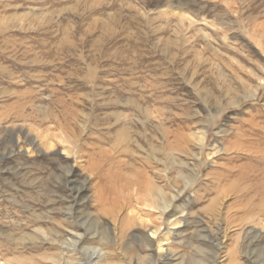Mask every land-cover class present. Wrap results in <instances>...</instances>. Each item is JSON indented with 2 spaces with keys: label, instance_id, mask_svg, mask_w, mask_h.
Returning a JSON list of instances; mask_svg holds the SVG:
<instances>
[{
  "label": "rangeland",
  "instance_id": "1",
  "mask_svg": "<svg viewBox=\"0 0 264 264\" xmlns=\"http://www.w3.org/2000/svg\"><path fill=\"white\" fill-rule=\"evenodd\" d=\"M130 209L172 264H264V0H0V264H150Z\"/></svg>",
  "mask_w": 264,
  "mask_h": 264
},
{
  "label": "bare ground",
  "instance_id": "2",
  "mask_svg": "<svg viewBox=\"0 0 264 264\" xmlns=\"http://www.w3.org/2000/svg\"><path fill=\"white\" fill-rule=\"evenodd\" d=\"M206 137H207L206 136V132L202 131L200 133V135L198 136V144L202 145L205 142ZM34 144H35V142H34ZM35 145L38 146V150H39V148H41L40 147L41 146V142H37V144H35ZM42 147H45V150H50L51 148H53L52 146H48L47 144L46 145L42 144ZM26 152H28V151L26 150ZM62 154L68 155L69 154V149L67 147H64L63 151H62ZM190 182H191L190 179H188V181H186V183H190ZM152 192H153V194L155 196L156 204H157L159 210L161 212L166 211L171 206V204L169 202L170 200L167 201V199L164 197V195H163V193H162V191L160 190L159 187H155L153 185ZM136 214H138V213H134L130 209L128 212H126L124 214L123 217H121L122 218L121 222H123V225L125 227L124 231H122V232H125V234H128L130 237H132L136 241V243L138 244V247H140V248H142L144 250H149V248H150V250H149L150 253L147 254V256L145 257L146 261H150L149 262L150 264H172L174 259H177L178 256H176V253L172 252L171 249L168 246L163 247V245H165L168 242V240H169L168 234L165 235V236H162L163 238L159 239L157 254L155 252L151 251V246L153 244V239L157 238L159 236V234H160V225L151 224V223H149V221L147 222L146 220H144L141 215H138V216H141V218L140 217H136ZM116 222L120 223V219L115 220V221L112 222L113 223V225L111 226L112 228H105L104 232H106V234H104L105 236L103 238H101V239H103L104 241L110 242L112 244H116V241H117V238H118V233L116 232V230H118V227H119ZM175 223H177V222H175ZM252 228H254V226ZM261 228H263V227H261ZM110 229L113 230V232H114L113 233L114 234L113 238L110 237V235H109ZM147 231L149 232L148 234H147ZM261 232H262V230L260 229V233ZM171 233L173 234L172 230L169 231V235H171ZM91 236L94 237L95 233L92 234ZM81 237H83L81 233H77V232L72 231L70 233L69 241L62 242V243L65 244V248L66 249H68L69 251H74V250L79 248L78 246H79V242L81 240ZM217 244L220 245L221 243L218 241ZM127 247H129L128 244H127ZM80 249L89 258V260H88L89 264H109L108 262L104 263V261H106L107 256H109V254H110V252L108 250L102 251L103 248L100 247V246L97 247V248L94 247V246L92 248L91 247H80ZM146 252H148V251H146ZM137 254L138 253H136V256L138 257ZM139 259H136V263L135 262L134 263L135 264H144L143 262L139 261ZM80 260L81 259L72 261L71 264H85L84 262L80 263Z\"/></svg>",
  "mask_w": 264,
  "mask_h": 264
}]
</instances>
